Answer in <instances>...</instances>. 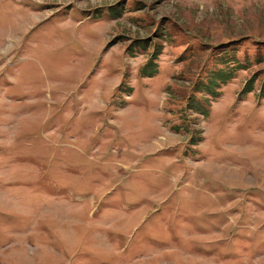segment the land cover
Here are the masks:
<instances>
[{
  "label": "rangeland",
  "instance_id": "obj_1",
  "mask_svg": "<svg viewBox=\"0 0 264 264\" xmlns=\"http://www.w3.org/2000/svg\"><path fill=\"white\" fill-rule=\"evenodd\" d=\"M263 93L264 0H0V264H264Z\"/></svg>",
  "mask_w": 264,
  "mask_h": 264
},
{
  "label": "trees",
  "instance_id": "obj_2",
  "mask_svg": "<svg viewBox=\"0 0 264 264\" xmlns=\"http://www.w3.org/2000/svg\"><path fill=\"white\" fill-rule=\"evenodd\" d=\"M245 90V89H244ZM250 90V89H249ZM246 91H248V89H246ZM263 95H264V93H263Z\"/></svg>",
  "mask_w": 264,
  "mask_h": 264
}]
</instances>
